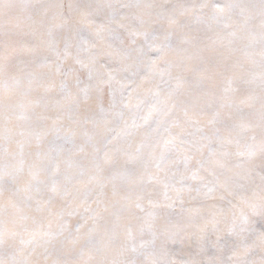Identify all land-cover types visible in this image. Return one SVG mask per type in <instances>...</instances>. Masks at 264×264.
<instances>
[{"label": "snow or ice", "instance_id": "1", "mask_svg": "<svg viewBox=\"0 0 264 264\" xmlns=\"http://www.w3.org/2000/svg\"><path fill=\"white\" fill-rule=\"evenodd\" d=\"M0 264H264V0H0Z\"/></svg>", "mask_w": 264, "mask_h": 264}]
</instances>
